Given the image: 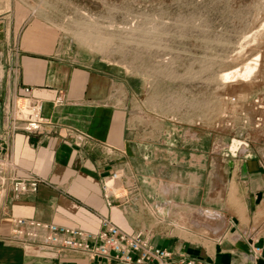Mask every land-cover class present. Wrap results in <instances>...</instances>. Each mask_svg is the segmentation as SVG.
Instances as JSON below:
<instances>
[{
	"label": "crops",
	"instance_id": "1",
	"mask_svg": "<svg viewBox=\"0 0 264 264\" xmlns=\"http://www.w3.org/2000/svg\"><path fill=\"white\" fill-rule=\"evenodd\" d=\"M24 6L0 0V264L86 263L68 250L22 242L11 232L13 221L26 217L95 231L106 217L128 231L103 192L104 181L128 167L140 180L137 189L151 187L156 203L164 185L169 198L188 207L230 213L227 193L234 186L243 219L235 215L236 237L192 257L206 264H264V143L250 141L239 148L250 154L228 157L224 146H207L187 131L177 133V145L170 131L156 136L149 125L145 136L135 118L138 109L115 103V76L96 67L81 48L56 42V27ZM25 87L41 102V132L10 127L9 102ZM69 130L81 131L86 141L74 144ZM227 151L235 153L230 146ZM35 176L44 180L36 192H11V180ZM255 245L261 254L253 252ZM168 247L185 254L178 242Z\"/></svg>",
	"mask_w": 264,
	"mask_h": 264
},
{
	"label": "rangeland",
	"instance_id": "2",
	"mask_svg": "<svg viewBox=\"0 0 264 264\" xmlns=\"http://www.w3.org/2000/svg\"><path fill=\"white\" fill-rule=\"evenodd\" d=\"M16 1L56 27V42L81 48L96 67L115 76V103L138 109L135 118L145 136L149 125L156 136L170 131L177 145V133L187 131L207 146H224L228 157L250 154L239 150L250 141L264 143V0ZM248 63L255 67L252 74L223 80L231 71L244 72ZM125 171H115L118 180H105L103 191L122 228L141 230L161 247L178 242L190 256L201 249L210 254L220 240L236 237L235 215L243 219L234 186L227 213L188 207L169 198L164 185L156 203L151 187L137 189L133 168ZM199 210L224 215L225 221L214 220L220 234L205 237L194 225L199 216L208 219Z\"/></svg>",
	"mask_w": 264,
	"mask_h": 264
},
{
	"label": "built area",
	"instance_id": "3",
	"mask_svg": "<svg viewBox=\"0 0 264 264\" xmlns=\"http://www.w3.org/2000/svg\"><path fill=\"white\" fill-rule=\"evenodd\" d=\"M29 91L30 88L25 87L23 94L11 98L10 127L28 133L41 132L46 124L40 114L41 102L30 97ZM68 132L74 144H83L87 139L81 131ZM43 181L37 176L21 177L11 180L9 185L11 192L19 195L26 191L36 192ZM11 232L22 242L37 247L74 252L87 259L84 264H206L197 257L180 255L168 246L157 245L141 230L128 232L121 229L106 217L102 218L100 227L95 231L53 221L16 218ZM261 249V246L255 245L253 252L261 254Z\"/></svg>",
	"mask_w": 264,
	"mask_h": 264
},
{
	"label": "bare ground",
	"instance_id": "4",
	"mask_svg": "<svg viewBox=\"0 0 264 264\" xmlns=\"http://www.w3.org/2000/svg\"><path fill=\"white\" fill-rule=\"evenodd\" d=\"M254 70H255V67L252 66V63H248V64H246V68H245L244 72L242 71V73H241V71L239 72L238 70L237 71L235 70L233 72L231 71V73L229 72L225 76L223 75L224 76L223 80L225 82H231L232 80H235L239 76L242 79H244V78H246V76H249L250 74H252ZM110 177L112 179H114V180H118L120 178L117 175H113V176H110ZM107 179H106V181H107ZM118 182H116V184H119ZM199 211H200V213H199L200 215L204 214L205 215L204 217H206V218L208 217V219L202 220V218H201L202 216H199L198 219L193 221L194 225L197 228L201 229V232L205 235V237L208 236V235H213L214 236V235L220 234L221 233V229L214 223L215 222L214 220H216V219L218 220L219 219L220 221H225L226 218L224 217V215L223 214H219L217 212H214V213L212 212L211 213V212H208V211L207 212H204L202 210H199Z\"/></svg>",
	"mask_w": 264,
	"mask_h": 264
}]
</instances>
